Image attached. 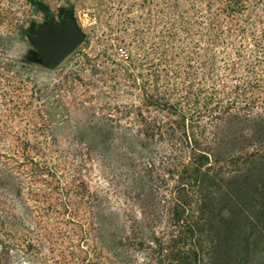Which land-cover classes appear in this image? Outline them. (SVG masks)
Segmentation results:
<instances>
[{"label":"rangeland","instance_id":"374dc122","mask_svg":"<svg viewBox=\"0 0 264 264\" xmlns=\"http://www.w3.org/2000/svg\"><path fill=\"white\" fill-rule=\"evenodd\" d=\"M50 11L85 37L58 63ZM263 169L264 0H0V264H264L224 199Z\"/></svg>","mask_w":264,"mask_h":264},{"label":"trees","instance_id":"16d2710c","mask_svg":"<svg viewBox=\"0 0 264 264\" xmlns=\"http://www.w3.org/2000/svg\"><path fill=\"white\" fill-rule=\"evenodd\" d=\"M237 64H234L236 67ZM233 68V67H232ZM231 68V69H232ZM162 71L167 76L166 82L169 83L170 80H176L178 75L172 69L164 68ZM159 77V73L156 75ZM245 84V89L248 92L249 89H257L261 86V80H255L253 82L241 79ZM179 92V89H178ZM183 101V97L180 98ZM255 138H258L259 131H256ZM255 171L248 172L244 174L243 178L231 184L228 189L225 190L224 199L226 204L232 205L233 209H240L241 213H246L251 209L250 203L254 199L257 204L260 203L259 209L264 210V169L259 173H254ZM258 195L256 198L254 194ZM236 224H239L238 221ZM226 234V229L220 231V235L216 236V240L213 241L212 246L209 248L208 256L212 263L223 258L225 250L222 246L224 237ZM221 245V247H220Z\"/></svg>","mask_w":264,"mask_h":264},{"label":"water","instance_id":"95a60500","mask_svg":"<svg viewBox=\"0 0 264 264\" xmlns=\"http://www.w3.org/2000/svg\"><path fill=\"white\" fill-rule=\"evenodd\" d=\"M43 10L45 11V8ZM45 14L49 15V13ZM64 23L65 30L63 31L55 25L53 18H50L41 28L40 34L31 38L35 46L42 48L43 58L53 63L61 61L85 39L72 19Z\"/></svg>","mask_w":264,"mask_h":264},{"label":"flooded vegetation","instance_id":"af4514ba","mask_svg":"<svg viewBox=\"0 0 264 264\" xmlns=\"http://www.w3.org/2000/svg\"><path fill=\"white\" fill-rule=\"evenodd\" d=\"M46 13H48V12H46ZM55 12H53V11H50L49 12V15H46V17H45V22L47 23L48 21H49V19L50 18H53V20H54V23H55V25L60 29V30H65V21L67 22V21H69L70 20V15L66 12V11H60V12H57V14H54ZM46 23H44V25L46 24ZM43 27V26H42ZM41 27V28H42ZM41 28H39V30L37 31V33H36V35L38 34H40V32H41ZM41 50H42V48H41Z\"/></svg>","mask_w":264,"mask_h":264}]
</instances>
